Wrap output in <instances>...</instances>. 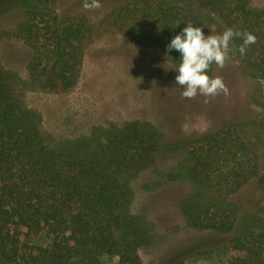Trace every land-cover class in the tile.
I'll list each match as a JSON object with an SVG mask.
<instances>
[{
    "label": "trees",
    "instance_id": "1",
    "mask_svg": "<svg viewBox=\"0 0 264 264\" xmlns=\"http://www.w3.org/2000/svg\"><path fill=\"white\" fill-rule=\"evenodd\" d=\"M84 2L60 13L54 1L0 0V20L13 13L12 34L31 49L25 79L0 61V264H142L139 251L152 243L150 221L131 210L133 181L166 147L164 134L148 120L130 119L56 137L24 98L36 88L71 89L98 29L124 34L178 66L179 52H167V44L189 22L204 33L203 15L212 14L225 28L257 37L241 58L248 76L264 77V6L251 0H100L107 8L96 23ZM257 92L258 126L241 117L202 136L166 176L191 185L179 199L185 225L226 236L233 254L224 264H264V198L248 188L264 185V93ZM253 126L258 146L246 137ZM239 191L242 203L234 198ZM40 231L49 243L30 244Z\"/></svg>",
    "mask_w": 264,
    "mask_h": 264
},
{
    "label": "rangeland",
    "instance_id": "2",
    "mask_svg": "<svg viewBox=\"0 0 264 264\" xmlns=\"http://www.w3.org/2000/svg\"><path fill=\"white\" fill-rule=\"evenodd\" d=\"M49 1L56 3L60 13H66L77 9L80 0ZM251 5L264 6V0H251ZM106 8L90 11L95 23ZM12 15L0 20V61L25 79L31 49L13 36L16 17ZM203 18L208 28L205 36L226 29L212 14L206 13ZM239 45L236 40L230 43L225 67L215 65L212 74L222 77L229 95L221 93L208 98V103L201 95L195 99L181 96L182 86L175 82L178 66L166 61L160 52L124 34L103 29L97 30L86 47L77 82L71 89L53 93L36 88L24 93L26 103L40 112L43 128L56 137H73L92 126L120 124L130 119L148 120L164 134L166 147L154 151V165L133 181L131 210L144 214L153 230L152 243L139 251L142 264H163L177 258H185V264H224L233 254L225 235L185 225L179 199L189 192L191 185L186 181H168L166 176L184 159L189 145L202 136L241 117H248L250 122L255 119L259 125L261 107L254 100L263 101L257 91L264 93V77L248 76L250 67L242 61ZM257 129L253 126L246 132L254 146H258L253 136ZM169 142L175 144L169 146ZM248 188L264 198V185L254 182ZM241 192L234 196L240 203ZM49 241L43 231L32 233L29 238L30 244L38 246Z\"/></svg>",
    "mask_w": 264,
    "mask_h": 264
},
{
    "label": "clouds",
    "instance_id": "3",
    "mask_svg": "<svg viewBox=\"0 0 264 264\" xmlns=\"http://www.w3.org/2000/svg\"><path fill=\"white\" fill-rule=\"evenodd\" d=\"M83 7L94 11L102 7L100 0H85ZM179 24H177L178 26ZM235 38H242L238 47L241 56L246 55L248 46L255 44L257 37L248 31L234 30L229 27L222 33L205 36L202 27L187 23L179 34L171 38L166 46V51L176 50L179 52V65L175 69L177 75L175 82L182 86L181 96L186 99H195L197 95L214 98L221 93L229 95V90L222 77H212L208 71L213 64L217 68H224L229 60L230 43Z\"/></svg>",
    "mask_w": 264,
    "mask_h": 264
}]
</instances>
